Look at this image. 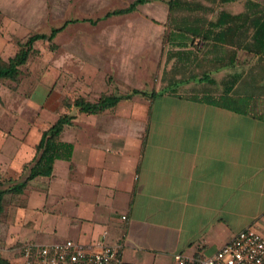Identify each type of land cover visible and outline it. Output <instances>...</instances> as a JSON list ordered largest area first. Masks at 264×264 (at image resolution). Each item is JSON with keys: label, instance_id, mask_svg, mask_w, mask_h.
Segmentation results:
<instances>
[{"label": "crops", "instance_id": "1", "mask_svg": "<svg viewBox=\"0 0 264 264\" xmlns=\"http://www.w3.org/2000/svg\"><path fill=\"white\" fill-rule=\"evenodd\" d=\"M177 12L191 15L198 10H167L170 19ZM114 17L118 16L110 18ZM210 21L195 17L190 24L205 28ZM166 32H162L165 45ZM5 34H0L2 61L16 51ZM203 49L215 56L207 51L203 59L188 54L180 65L172 57L174 50L167 49L164 63L169 69L162 70V75H168L164 81L181 79L179 73L194 75L196 67L209 77L216 57L225 62L233 51L235 58L228 67L238 71L232 75L228 67L221 68L226 71L218 82L227 84L223 90L236 88L235 95L205 89L216 81L212 75L209 82L190 80L177 89L165 83L148 90L123 86L127 93L117 92L113 86L117 81L112 79L102 81L107 86L94 93L82 85L73 99L92 102L104 95L118 97L112 107L86 114L70 105L73 99L60 98L55 81L46 76L25 80L27 87L19 90L21 67L33 49L16 80L0 82V178L6 181L1 187L25 178L27 167L39 157L36 147L42 131L58 116H71L56 137L50 173L35 175L17 193L1 195L3 264L15 263L17 249L22 260L24 244L66 239L82 245H114L121 264H173L175 253L191 261L213 254L246 227L264 235V78L249 76L245 62H237L236 57L238 51L259 54L244 41L239 46L210 41L197 51ZM190 82L202 87L195 90ZM132 89L146 94H131ZM204 94L244 98L247 112L194 100Z\"/></svg>", "mask_w": 264, "mask_h": 264}, {"label": "rangeland", "instance_id": "2", "mask_svg": "<svg viewBox=\"0 0 264 264\" xmlns=\"http://www.w3.org/2000/svg\"><path fill=\"white\" fill-rule=\"evenodd\" d=\"M130 1L0 0V34L7 33L4 37L14 51L16 41H23L26 36L32 33H48L52 27L61 25L68 18L95 19L107 10L126 6ZM164 1L155 0L143 4L130 14L98 21L95 25L86 22L66 25L53 38V47H50L45 41H35L32 53L26 64L21 67L23 82L19 90H25L27 87L25 80L29 79L34 82L45 76L55 81L53 87L59 88V97L68 101L79 95L82 85L88 86L90 92L94 93V91L103 90L104 85L107 86L103 82L112 79L117 81L113 85L117 92L127 93L123 86L141 87L146 90L161 87L164 83L167 84L164 80L168 75H162L163 69L165 71L169 69V64L164 63V60H167L164 59L167 49L180 50L179 47L172 45L173 40L168 41L171 44L166 43L165 45L162 36L164 29L168 31L170 26H174L175 21L177 24H182L183 27L193 26L190 23L195 17H198L199 20L212 19L215 21L217 14L221 11L227 12L229 15L248 12L247 0L224 3L196 0L198 4L204 5L209 10L199 9L196 14L191 15L177 12L173 14L175 19H170ZM192 1L194 2V0ZM254 1L264 6V0ZM183 17L187 20H179ZM197 29L200 31L199 26ZM188 34H180L178 38L180 40L189 38ZM245 34L244 44L247 48L255 49L259 44L261 49V43L264 42V26L256 30L248 29ZM263 49L262 47L261 54L256 56L243 51L236 53L237 62H245L244 69L250 73L251 77L264 78ZM206 51L203 49L201 52L194 51V53L196 57L203 59ZM219 53H216V56ZM207 55L215 56V53L207 51ZM179 57L183 58V55L179 53ZM176 61L179 63L178 65L182 63L177 59ZM218 63L217 57L214 61V66L217 67L213 68L209 75V79L212 75L216 81L212 85L204 86L209 92H222L227 85H221L218 82L226 71L220 68L219 65L222 63ZM225 69L232 75L238 71L235 67ZM193 72L198 77L205 74L204 71L199 70V67L194 68ZM184 76H189V73L178 74V77ZM190 83L188 85L195 90L202 87L201 84ZM173 85H169V87L172 88ZM175 87L177 89L184 86L177 83L174 85V89ZM230 89L228 86L223 91L233 95L237 93L236 88L235 90ZM5 182L0 178V184L5 186ZM6 202L11 203V200ZM1 217L2 215H0ZM16 254L14 264H22L18 249Z\"/></svg>", "mask_w": 264, "mask_h": 264}, {"label": "trees", "instance_id": "3", "mask_svg": "<svg viewBox=\"0 0 264 264\" xmlns=\"http://www.w3.org/2000/svg\"><path fill=\"white\" fill-rule=\"evenodd\" d=\"M150 0H132L126 6L121 8H116L112 10L105 11L101 16L90 19V18H68L65 19L61 25L52 27L48 33H32L28 35L23 41H16V51L6 61H2L0 59V82L4 80H12L15 81L18 74L20 73L19 67L24 65L26 59L29 55V52L32 49V45L35 41L41 40L47 42L50 47H53V38L55 35L60 32L66 25L74 24V23H88L90 25H95L98 21L113 17L129 14L136 10L137 6L142 5ZM219 2H229L235 0H218ZM168 13L172 12L175 9L179 10H203L201 5L198 3H191L187 1L180 0H168L166 1ZM246 5L248 6L247 13H238L235 15H229L227 12L221 11L217 14V18L215 21L208 22L206 27H202L199 24H193V26H185L182 24H173L174 26H170L169 30L165 34V38L168 41L173 40L174 46L180 48V50L174 51L172 53V57H175L179 61H183V59H187L188 54L194 53V51L204 47L206 44H209L210 41H213L214 44L217 43H229L233 46H239L245 40V32L248 29L256 30L261 26H264V6L253 1L247 0ZM200 27V31H198L197 27ZM175 29L176 31H172ZM217 31H213V30ZM190 36L189 38L180 40L178 36L181 34H187ZM171 44V43H169ZM258 44V43H257ZM256 44V45H257ZM182 46V47H181ZM190 48L186 50V47ZM257 48L253 51L254 54H261L262 47L264 48V42L261 43V49L259 44L256 46ZM184 48V49H181ZM260 49V50H258ZM264 51V49H263ZM179 53L183 55V58L179 57ZM217 58V57H216ZM235 58V53L233 51L229 52L226 61L222 62L220 68L227 67L233 64ZM220 62L221 57H218ZM217 66H213L215 69ZM212 68V69H213ZM218 69V68H217ZM211 81L207 75V73L201 74L199 77L196 75H189L188 77H182L177 80H168L166 87L170 88L169 85H175L177 83H183L187 81ZM173 85V87H174ZM131 94H140L145 95V91L132 89L130 91ZM153 91L150 92V95H153ZM157 93V92H156ZM161 93V92H160ZM118 97L114 95H104L100 96L96 101H85L81 98H75L70 103L71 106L76 108L79 112H84L86 114H95L101 110L112 107L117 102ZM194 100L199 102L209 103L216 106H221L225 108H229L235 112L245 113L247 112V103L248 101L244 98L237 99L236 97H231L230 95L224 94L219 95L217 97H213L210 95H202L201 97H194ZM63 104L66 106L68 103L63 101ZM71 116L69 115H60L57 119L44 131L41 133V138L39 143L37 144L36 150H40L39 157L35 161L32 166L27 167V175L23 180L18 183H12L7 187H1L0 185V198L1 195L5 192H13L17 193L21 190L27 180L33 178L35 175H48L51 169V162L53 157L55 156V148L56 137L61 130V127L64 124L70 123ZM0 264H3L0 261ZM6 264V263H5ZM9 264V263H8Z\"/></svg>", "mask_w": 264, "mask_h": 264}, {"label": "built area", "instance_id": "4", "mask_svg": "<svg viewBox=\"0 0 264 264\" xmlns=\"http://www.w3.org/2000/svg\"><path fill=\"white\" fill-rule=\"evenodd\" d=\"M20 252L22 264H121L117 247L99 242L82 245L66 239L44 245L27 243ZM172 259L173 264H264V235L246 227L209 256L191 261L175 253Z\"/></svg>", "mask_w": 264, "mask_h": 264}]
</instances>
